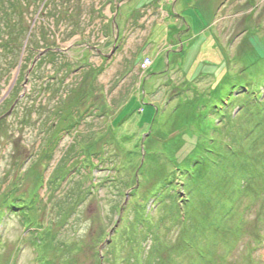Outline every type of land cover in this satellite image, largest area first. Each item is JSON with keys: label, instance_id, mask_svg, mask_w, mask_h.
I'll return each mask as SVG.
<instances>
[{"label": "rangeland", "instance_id": "374dc122", "mask_svg": "<svg viewBox=\"0 0 264 264\" xmlns=\"http://www.w3.org/2000/svg\"><path fill=\"white\" fill-rule=\"evenodd\" d=\"M141 262L264 264V0H0V264Z\"/></svg>", "mask_w": 264, "mask_h": 264}, {"label": "trees", "instance_id": "16d2710c", "mask_svg": "<svg viewBox=\"0 0 264 264\" xmlns=\"http://www.w3.org/2000/svg\"><path fill=\"white\" fill-rule=\"evenodd\" d=\"M247 95H248V99H251L252 101L251 102H254V104L257 106V107H259V108H261V106L263 105V101H262V99L260 98V96L258 95V93H257V91L255 92V93H250V94H248L247 93ZM223 99H224V97L223 96H220V98L218 99V101H221L222 100V102H223ZM250 102V103H251ZM218 104H217V101L216 102H214L213 104H212V106L211 107H213V108H216L217 110L219 109V106H217ZM226 151L229 153V154H231V155H235L236 154V151H235V146H233V145H230V144H226ZM218 148V149H217ZM205 149V152H206V154L210 157V156H214V157H216V156H218L219 155V153H221V152H219V147H216V146H213V145H211L210 147H207V148H204ZM194 159V158H193ZM198 159V158H197ZM199 160L200 161H203L204 160V158H203V156H200V158H199ZM213 162V161H212ZM216 163V162H215ZM183 173V172H182ZM193 173V175L194 174H196V172H192ZM188 175H189V173H188ZM192 175V174H191ZM194 178V177H193ZM175 183H178V182H175ZM175 183H171L170 185H171V187H172V189H171V192H172V194L174 193V194H176V195H180L181 194V192L179 191L178 193L177 192H174V190H176V187L178 188V186H175ZM179 185V184H178ZM219 189V188H218ZM222 189H223V187H222ZM221 188H220V190H221V192L220 193H224V194H227L228 193V191H226V190H222ZM219 190V191H220ZM173 194V195H174ZM184 195H186L185 193H184ZM180 198H182V196H180ZM192 199H191V197H187V199L186 200H184V203H183V201L182 200H179L178 201V206L180 207V217H179V219H180V226L183 224V223H186L188 220H186V216L188 215V213L187 214H185L186 216H185V218L183 217V212H184V209H185V206L187 205V203H188V201H191ZM180 201H182V204L181 205H179L180 204ZM185 204V205H184ZM184 205V207L182 208V206ZM138 213H140L141 214V210H138ZM154 226L157 228V224L155 225L154 224ZM179 226V225H178ZM183 228V227H182ZM145 229L147 230V231H145ZM149 231V228H148V226H147V224H145V223H143L141 226H140V233L143 235V238H148V235H145L144 234V232H148ZM126 233V232H125ZM147 234V233H146ZM133 234L132 235H130V238H126L127 239V242L128 241H130V240H133ZM140 239H134V243L133 244H131V245H128V248H129V253H130V255L132 254L131 253V248H133L134 247V245H135V243H139L138 241H139ZM152 243H154V245L156 244V240L154 239V237L153 236H151V240H150ZM161 248V247H160ZM163 248V249H162ZM162 251L164 252V251H167V249L169 250V249H172L173 247L171 246V244L169 243V241H167V240H165V241H163L162 242ZM158 250H160L161 251V249H159V248H157ZM170 252H172V250L170 251ZM169 252V253H170ZM138 264H145L144 262H141V263H138Z\"/></svg>", "mask_w": 264, "mask_h": 264}, {"label": "built area", "instance_id": "2783aa9c", "mask_svg": "<svg viewBox=\"0 0 264 264\" xmlns=\"http://www.w3.org/2000/svg\"><path fill=\"white\" fill-rule=\"evenodd\" d=\"M151 64H152V60L147 58L146 63L143 66L146 67V66H150Z\"/></svg>", "mask_w": 264, "mask_h": 264}]
</instances>
